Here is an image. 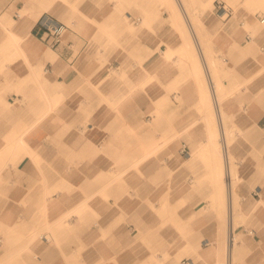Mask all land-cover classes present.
<instances>
[{"label":"crops","instance_id":"0c3cea01","mask_svg":"<svg viewBox=\"0 0 264 264\" xmlns=\"http://www.w3.org/2000/svg\"><path fill=\"white\" fill-rule=\"evenodd\" d=\"M115 2L0 0V264H179L183 255L190 256L182 264H264V13L217 0L205 31L223 98L218 123L228 176L242 183L236 212L230 189L227 217L218 206L198 215L188 237L138 235L157 218L145 202L150 198L138 205L135 197L137 184L143 192L155 186L137 178L162 179L163 161L177 164L191 149L186 141L175 144L160 155L159 167L155 160L139 171L119 164L121 154L130 163L134 131L161 135L144 122L146 104L119 101L129 90L110 71L129 63L111 41L120 18ZM113 14L116 23L105 24ZM52 19L71 22L55 47L47 45L41 24ZM27 21L32 26L23 36ZM142 44L152 48L149 40ZM192 144L216 142L200 136ZM207 160L220 161L213 154ZM167 183L158 202L151 200L155 207L167 205ZM179 187L173 208L186 198ZM225 223L231 224L226 234ZM144 241L176 244L152 251Z\"/></svg>","mask_w":264,"mask_h":264},{"label":"rangeland","instance_id":"374dc122","mask_svg":"<svg viewBox=\"0 0 264 264\" xmlns=\"http://www.w3.org/2000/svg\"><path fill=\"white\" fill-rule=\"evenodd\" d=\"M215 1L217 0H188L191 7L197 13V22L200 23L204 36L207 35L205 32L207 29L206 26L209 14L215 8ZM223 1H227V4L233 6L235 9L247 6L254 12L264 13V0H245L244 2H241V0ZM115 3L120 18H118L119 23L113 27L111 41L119 47L118 52L125 58L123 63H129V65L121 64L119 69L114 68L110 71L113 74L119 73L120 75H117L120 76V85L129 90V94L120 97L119 101L122 104L128 99L133 98L138 105L146 104L148 111L143 114L144 122L152 127L154 130L152 134L158 132L161 135L159 139H154L147 135L141 136L137 131H134V148L131 146L128 147L129 149H134V152H131L133 155L131 154L130 156V163H122L121 157L123 154H121L119 164L121 166L126 164L127 168H134L138 171L143 170L148 163L155 160L157 162L156 166L159 167L160 162L158 161H160V155L164 151H169L175 144L186 141L190 144L189 147L191 149L190 156L182 158L177 164L163 161L166 168L159 167L165 173V177L162 179L160 177L155 179L147 177L137 178L139 181H152L151 183L155 186L151 191L143 192V189L138 187L139 184H137L135 197L139 200L137 201L138 205L140 202H143L142 200L144 198L146 200L150 198L154 203L158 202L162 189L160 185L166 179L168 180V189L167 194L164 196L167 205L161 209L156 207L152 208L157 218L156 223L149 227H143V232L141 229H138L139 231H135V233L139 232L138 235L145 234L154 236L159 235L161 232L166 233L169 231L172 234L179 233L182 237L186 238L190 233L192 219L198 217V215H207L210 212H216L214 210L216 208L214 207L218 206L222 208L218 212H224V216L227 217L228 204L231 200V195H229L230 189L233 190V202L236 212V207L239 205L238 202L241 200L240 195L237 193V188L242 183L235 176L232 178L228 176L229 169L227 168L226 153L224 145L220 143L221 139L224 138L222 133L223 128L217 121V105L210 93L209 83L200 63L196 67L194 78L186 77L187 74L183 75L175 63L166 65L161 71L158 70L159 73L156 75L153 74L154 76L152 78H149V74L146 77V68L149 69L152 65L153 57L159 54L160 50H165L167 48L166 42L176 34V30L171 24L172 21L169 16L170 11L167 9L169 7L167 1L116 0ZM126 22L131 27L127 26ZM66 23L71 25L70 21H66ZM144 39L151 42V49L146 48L142 44V40ZM192 48L194 50L193 46L188 47V50L190 51ZM142 74L143 76H140ZM131 75L134 79L131 78ZM211 75L217 86V90L219 89L220 91V84L218 83L217 77L212 71ZM148 85L159 88L161 90L159 95H166L168 102L159 101L156 103V100L162 96L152 95L151 91L147 88ZM132 95L135 96L132 97ZM203 95L204 102L202 103ZM218 99L219 103L222 104L223 98L220 97V92L218 93ZM226 132V137L229 139V130L227 129ZM200 136L214 140L216 145H193L192 142ZM212 153L220 161H208V156ZM175 154L172 153L170 157L172 158ZM195 155H197L196 159L194 162H191L190 160ZM230 164L231 173L234 175L235 166L232 162ZM216 173H221L222 176L219 179L213 178ZM177 185L180 186L179 193L183 192L186 198L185 200H180V204L176 208H173L175 206H171L170 203L171 200H174L175 194L172 191L175 190ZM218 188L221 189V202H214L212 195L216 193ZM229 197L230 199H228ZM151 200L145 202L150 206L155 205ZM197 203H201L202 207L206 203H211L213 209H191L192 205H196ZM228 228L229 225L225 223V234L228 232ZM236 228L237 225H235ZM174 244L176 243H162L158 241L143 242V245L152 251L161 249V245ZM185 256L190 255L181 256L178 259L179 264H182Z\"/></svg>","mask_w":264,"mask_h":264},{"label":"bare ground","instance_id":"6f19581e","mask_svg":"<svg viewBox=\"0 0 264 264\" xmlns=\"http://www.w3.org/2000/svg\"><path fill=\"white\" fill-rule=\"evenodd\" d=\"M166 1L168 3L169 7L171 8L169 10V7H167L168 11H170L169 16H170L171 21H172L171 24L174 26V28L176 30V34L168 42H166L167 48L165 50H160V53L157 54L155 57H153L154 60L152 59L153 60L152 65L150 66L149 69L146 68V74H147L146 77L149 74V76H150L149 78H152L154 75L159 73L158 70L161 71V69H163L166 65H170L171 63H175L177 65V67H179V70H181L180 72H182L183 75L187 74L186 77L194 78V75L196 74V67H197L198 63H200L201 67L205 71L206 79H207V82L209 83L210 93L213 96V99L215 100V103L217 105L216 111L218 114L217 117H219L220 112H221V106L219 105L218 93L220 91H219V89L217 90V86L214 83V80H213L211 72H210V70L212 71V73L214 72L213 62L209 58V51L210 50H209V44L207 41V35L206 36L203 35L200 23L197 22V17H198L197 13L195 12V9H193L191 7L188 0H166ZM108 21L109 22L113 21L115 24L117 19L115 18L114 14H113V17L108 19L105 24L108 25ZM126 25L131 27V25L128 22H126ZM31 26H32V23L30 21L23 23V25H22L23 30H24L23 36L31 28ZM191 46L194 47V50L192 48L189 51L188 47H191ZM157 51H159V50H157ZM116 74H118V73H116ZM200 90H201V87H200ZM201 102L202 103L204 102V95L202 96ZM219 119H220V121L222 120L221 118H217V121ZM196 156L197 155H195L192 159L193 160L196 159ZM221 166H223V165H221ZM225 170H226V168H225ZM226 171H224V172H226ZM221 176H222L221 173H216L215 176H213V178L219 179ZM112 181H111V183H112ZM227 181L229 182V180H227ZM220 193H221V189L218 188V190H216V193H214L212 195V197L214 198V202H221ZM92 197H94V195H92ZM228 199H230V197ZM228 203H229V200H228ZM165 206L166 205H164V207ZM152 207H155V206L152 205ZM156 208H158V207L156 206ZM161 208L162 207H159V209H161ZM228 214H229V212H228ZM230 222H232V221H230ZM60 224L62 225V223H60ZM61 225H60V227H61ZM229 225H231V224H229ZM56 229H58V226ZM228 231H230L229 228H228ZM229 234H230V232H229ZM228 237L229 236H227V238ZM230 240H231V238H230ZM228 244H230V243H228ZM227 246L229 247V245H227Z\"/></svg>","mask_w":264,"mask_h":264},{"label":"built area","instance_id":"2783aa9c","mask_svg":"<svg viewBox=\"0 0 264 264\" xmlns=\"http://www.w3.org/2000/svg\"><path fill=\"white\" fill-rule=\"evenodd\" d=\"M220 6H221V10H223V12H225V13L228 12L225 4L220 3ZM262 22L264 23V18H263ZM41 24H42V27L44 29V36H45L46 43H47V45H49L51 47H55L58 44H60L62 42V40L64 39L65 35L69 31V26L66 23H64L62 21L55 20V19L48 20L46 22L42 21ZM184 152H186V149H184ZM183 264H190V263L188 260H184Z\"/></svg>","mask_w":264,"mask_h":264}]
</instances>
